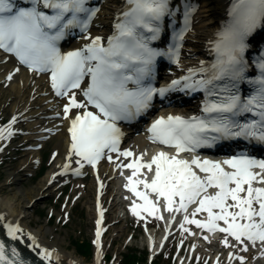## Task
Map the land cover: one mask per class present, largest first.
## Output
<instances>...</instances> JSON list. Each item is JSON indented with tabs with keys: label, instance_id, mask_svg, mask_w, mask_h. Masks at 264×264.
I'll use <instances>...</instances> for the list:
<instances>
[{
	"label": "snow or ice",
	"instance_id": "1",
	"mask_svg": "<svg viewBox=\"0 0 264 264\" xmlns=\"http://www.w3.org/2000/svg\"><path fill=\"white\" fill-rule=\"evenodd\" d=\"M196 8L190 0H184L182 11L180 5L173 6L172 0H123L111 34L102 36L90 31L100 9L89 0H27L26 5L0 0V49L13 54L20 65L34 74L45 75L55 94L67 99L62 114L70 121V142L62 174H80L83 164L95 166L103 156L113 159L110 153L120 151L122 156L132 157L117 165L132 170L125 187L143 201H133V213L139 216L143 209L156 215L160 208L170 214L182 212L180 227L184 231H190L185 223L195 224L209 232L224 233L222 243L226 246L236 247L228 239L231 236L244 250L248 248L245 239L253 246L259 241L264 248V186H258L264 185V159L243 149L223 160L181 155L196 153L204 146L213 147L226 139L243 138L264 144V47L247 55L252 47L249 38L264 28V0H230L227 18L208 40L213 59L200 60L184 75L156 87L157 58L167 57L180 63ZM178 16L182 19L179 27ZM76 29L86 34L84 42L63 50L61 41ZM167 29H171L167 47L153 46ZM250 70L257 74H250ZM12 77L9 72L6 79ZM244 83L250 86L247 94L242 93ZM175 90L202 91L204 99L199 114L169 113L149 125L148 139L174 151L162 149L146 158L144 152L137 155L128 148L121 150V122L137 119L152 107L154 97L165 98ZM15 123L13 116L0 128V140L16 131L12 127ZM73 161L78 167H71ZM141 170L143 178L138 177ZM137 185L150 190L153 198ZM189 205H193L190 213ZM200 212H206L207 219H196ZM102 218L101 210L96 221L97 261ZM160 218L164 219L163 215ZM0 226L13 239L23 233L18 223L5 222L3 213ZM27 235L31 240L28 247L39 249L37 255L43 262L61 264L57 249L42 247L34 235ZM229 257L239 259L241 264L246 260L231 252ZM0 264L34 262L16 247L9 250L0 240Z\"/></svg>",
	"mask_w": 264,
	"mask_h": 264
},
{
	"label": "bare ground",
	"instance_id": "2",
	"mask_svg": "<svg viewBox=\"0 0 264 264\" xmlns=\"http://www.w3.org/2000/svg\"><path fill=\"white\" fill-rule=\"evenodd\" d=\"M105 4L102 10L97 14L93 27L90 29L93 35H100L102 33H108L111 18L115 13L119 3L117 0H105ZM191 3L197 5L194 11V21L192 29L188 31L186 35L187 41L185 43V51L182 55V64H186L190 67L198 65L200 60H205L207 57V40L212 38V34L218 29V23L223 21L225 7L228 5V0H190ZM83 41V37L79 42ZM16 68L20 70L15 71ZM12 72L13 77L11 80L6 79L8 73ZM67 102V99H54L51 95L50 82L45 75H38L30 72L29 70L18 67L16 62L9 57L4 59L0 55V118L1 115L7 116V122L2 124L0 128L7 125L9 120L15 116L16 123L12 126L16 131L7 139L0 140V164L5 161L3 159V153L6 152V144L13 138V141L18 145L15 147L17 154L14 153V161L5 163L6 172L3 179H0V213L5 216V222H17L20 228L23 230L22 234H18L14 239L19 244L18 250L21 255L27 259H41L36 251H33L28 247L31 240L28 238V233H31L37 238L38 244L42 247L55 248L59 251L62 257L61 264H69V261H75V264H103L102 256L105 254L106 241L104 240V230L101 228L100 233V258L97 261L96 255L91 261L86 262L75 256L74 253L68 252L61 248L59 244L56 245L49 241L46 237L47 228L40 226L33 228L28 217V212L31 208L38 203L40 198L45 194L56 192V187L59 182L69 179V175H76L72 172L61 173V167L65 159H67L66 149L69 145L70 134L67 131V127L70 126V121L65 117L63 113V105ZM183 112H190V110L184 111L185 108L178 109ZM61 113L57 116L56 113ZM47 129H53V131H47ZM7 137V133H5ZM12 141V143H13ZM14 142V143H15ZM43 144L42 148L49 146L51 148L50 156L47 161L46 172L40 176L35 184L28 187H21V179L26 177V173H34L38 169L37 162L41 160V150H37V146ZM134 151L139 150L142 147V151H146L147 140L142 135L135 136L127 143ZM14 145V144H13ZM10 149H8L9 151ZM55 153V155H53ZM127 160L120 161V163H126ZM103 165V166H102ZM118 164L107 165L100 163L97 166L91 168L82 167L80 174L87 171L91 175L90 189H93V202H90L89 213L93 216L96 212L97 206V194L99 193V207L102 211H106V218L109 223H114L121 215L118 208L116 211V195L122 198L121 193L123 191L120 179L115 178L118 175ZM78 165L73 161L71 167L75 168ZM55 173V177H53ZM21 177H17V176ZM51 181V183H50ZM72 187L79 188V184H72ZM8 188V189H7ZM104 202L107 208L103 207ZM118 202V201H117ZM114 210L111 215L107 213V210ZM189 213L192 208H189ZM213 211H219V209ZM166 213L167 209L161 208L159 213ZM183 215V214H182ZM166 223L164 224V226ZM196 226V225H195ZM3 227L0 226V231ZM96 222L94 224V231L92 234V241L94 251L96 252ZM118 226H110L109 229L118 230ZM199 228V227H198ZM201 229V228H199ZM121 231H123L121 229ZM206 233H215L209 232ZM111 234V233H110ZM4 234L0 232V237L3 238ZM148 244L155 242L156 231L154 228H150L144 233ZM111 236V235H109ZM113 237V235H112ZM111 237V239H112ZM13 239V238H12ZM108 237V240L111 241ZM111 243V242H109ZM239 249L244 250L243 246ZM246 251V250H244ZM259 252L254 253L255 257H251L250 260L244 261L245 263L257 264L255 260H260V255L263 250L260 246ZM258 257V258H257ZM264 258V257H261ZM35 262V261H34ZM38 264L37 262H35ZM46 263V262H45ZM241 264V263H240Z\"/></svg>",
	"mask_w": 264,
	"mask_h": 264
},
{
	"label": "rangeland",
	"instance_id": "3",
	"mask_svg": "<svg viewBox=\"0 0 264 264\" xmlns=\"http://www.w3.org/2000/svg\"><path fill=\"white\" fill-rule=\"evenodd\" d=\"M8 148L10 150L8 153L4 154V160L7 162H10L14 158L15 153V147L14 145H8ZM50 149L48 146L46 149V152ZM45 152V154H46ZM43 165V164H42ZM6 165L0 164V179L2 180L5 172H6ZM18 177V176H17ZM27 179V178H26ZM22 181L21 179V187H28L29 185L35 184L37 182V179H27ZM88 178H85L84 181V194L77 199L74 196L75 191L71 188V185L65 186V189H63V193L59 195V198H56L57 193L53 195H48L45 199L39 200L37 204H35L30 212H28L27 219L30 220L31 226L33 228H37L40 226H43L47 228L46 237L49 239V241L53 242L56 245L62 246L64 250L74 253L75 256L79 257L81 260L89 262L93 258V241H92V215L89 213L88 204L91 197V190L90 186L88 185L89 181ZM88 185V186H87ZM8 189V188H7ZM64 195L68 196V200H65L63 197ZM77 199V200H75ZM75 200V201H74ZM44 201V202H43ZM65 202V206H70L71 212L69 213V219H67V222L63 223L62 220L57 219V216L55 214V211H51L49 215H47L46 208L49 205H52L55 210H58L60 208V205ZM45 205V206H43ZM119 231L116 235V237L113 238V241L108 240V236L111 239L112 235L114 236V233L108 234L105 236L104 240L106 241V247H105V254L102 256V262L103 264H117L120 263V254L124 253L126 249H124V246L126 245V242L124 238L127 236V233H133V240L130 242L131 244L128 245L132 250H134L139 260L143 256H146L147 250L142 248V233H140L139 229L132 227V224L129 222L125 226V222L121 221L117 224ZM125 230H124V229ZM121 229L123 231H121ZM179 237H177V240ZM82 240L84 243H90L91 247H89V250L82 251L80 248V244L82 243ZM111 242V243H109ZM186 246V245H185ZM127 247V248H128ZM169 251L165 252L164 254H161L156 260L159 264H172L173 263V256L175 249L174 247L170 248V246L167 247ZM206 249H215L213 245L209 246V248ZM204 248H199L197 250V256H202V262L200 264H206V260L204 258L206 252ZM77 250V251H76ZM184 249V253H185ZM76 251V252H75ZM84 253V254H83ZM110 257L109 261H107V258ZM196 257L192 260V264H195ZM133 261V260H132ZM145 261V259H144ZM138 261L135 262L136 264H148L146 261ZM121 264V263H120ZM123 264V263H122ZM124 264H127L126 262Z\"/></svg>",
	"mask_w": 264,
	"mask_h": 264
},
{
	"label": "trees",
	"instance_id": "4",
	"mask_svg": "<svg viewBox=\"0 0 264 264\" xmlns=\"http://www.w3.org/2000/svg\"><path fill=\"white\" fill-rule=\"evenodd\" d=\"M80 245H81L80 248H82V251H84V250H86V251L89 250V244H88V243H83V242H82ZM125 262H126L127 264L133 262L132 264H134V261H132V260L130 261V259H129V260H125Z\"/></svg>",
	"mask_w": 264,
	"mask_h": 264
}]
</instances>
